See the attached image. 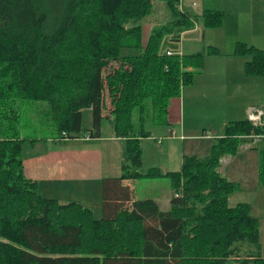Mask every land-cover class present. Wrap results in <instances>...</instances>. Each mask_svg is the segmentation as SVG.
<instances>
[{
  "label": "trees",
  "instance_id": "1",
  "mask_svg": "<svg viewBox=\"0 0 264 264\" xmlns=\"http://www.w3.org/2000/svg\"><path fill=\"white\" fill-rule=\"evenodd\" d=\"M155 1L166 4L171 20L152 28L144 40L139 22ZM180 4L0 0V264H264L258 221L247 204L228 206L237 186L218 172L221 159L237 152L241 138L264 136V124L230 122L209 155H183L177 172L141 174L140 143L150 137L145 120L167 124L170 100L191 83L194 72L186 69L195 63L202 69V52L159 54L166 34L194 27ZM200 17L206 27L220 26L225 18L213 11ZM124 50L135 54L106 116L122 142L121 174L102 180V213L96 219L78 203L42 197L38 183L25 178L23 145L42 139L21 138L19 122L24 103L42 104L54 139H70L83 131V112L90 110L85 134L99 138L105 118L103 72L123 58ZM234 54H252L245 75L264 77L263 50L237 44ZM262 110L264 123V105ZM146 178L168 181L169 210H160L152 199L135 198L126 184ZM259 181L264 187V142Z\"/></svg>",
  "mask_w": 264,
  "mask_h": 264
},
{
  "label": "rangeland",
  "instance_id": "2",
  "mask_svg": "<svg viewBox=\"0 0 264 264\" xmlns=\"http://www.w3.org/2000/svg\"><path fill=\"white\" fill-rule=\"evenodd\" d=\"M179 11L189 12L194 27L188 31L177 29L174 35L166 34L159 54L173 52L189 55L202 52V69H198L197 63L186 69L187 72L194 73L191 83L182 85L180 95L176 97L181 103L180 124L169 125L167 121V124L161 122L162 126L151 119L145 120L143 129L150 133V137L143 138L140 143L143 177L153 169L158 170L160 175H165L168 171H179L183 155L201 158L209 155L214 140L224 135L228 123L245 120L248 113L264 105V77L246 76L244 73V65L253 60V55L234 54L237 44L264 51V0H181ZM203 11L222 12L225 18L220 26L206 27L200 17ZM170 20L171 12L166 4L155 1L151 14L139 22L143 39L146 40L152 28L165 25ZM211 48L215 50L214 54L208 53ZM133 53L122 51L123 58L110 63L103 72L105 117L111 110L106 108H111L113 100L117 98L124 73L130 70ZM231 72L234 79L238 77L237 81L225 80L231 77ZM23 107L19 122L21 138L47 140L56 137L53 123L46 114V106L27 102ZM90 114V110L83 112V131L68 141L86 135V130L91 128ZM134 118L136 114H133ZM260 122L259 125L264 124L261 117ZM168 130H172V136L175 137L171 138ZM111 131V121L104 118L101 125L102 135L107 136ZM241 140L242 143L234 155L221 159L218 172L237 186V190L227 199L228 206L247 204L249 215L257 219L259 244L264 258V187L259 181L260 149L264 138H259L255 143L248 137ZM165 155L169 161L168 171H162L156 165L159 158ZM131 183L135 198L139 200L156 199L164 194L159 200L162 209L171 197L166 179L146 178ZM40 194L52 199L47 190L43 193L40 191ZM72 202L87 207L99 219L101 187L97 184L89 185L88 191L82 195H72Z\"/></svg>",
  "mask_w": 264,
  "mask_h": 264
},
{
  "label": "crops",
  "instance_id": "3",
  "mask_svg": "<svg viewBox=\"0 0 264 264\" xmlns=\"http://www.w3.org/2000/svg\"><path fill=\"white\" fill-rule=\"evenodd\" d=\"M230 76L225 80L230 82L238 80V77L235 79L232 77V72ZM106 104L108 105V103ZM104 109L105 107L102 108V113H104ZM108 109L110 107L106 108V110ZM256 110L263 113L262 107ZM180 111V100L178 98L171 99L167 109L169 125L180 124ZM249 114L246 116L247 119ZM86 136L88 135L69 141L68 139L50 138L34 144L25 143L22 148L25 178L38 183L39 193L47 190L50 198L57 200L60 204H66L72 202V195H82L88 191L89 185L97 184L98 187H101L103 179L119 177L121 174L122 142L115 137L113 127L107 136L102 135V133L99 138ZM252 141L255 143L257 140L253 139ZM156 165L162 171H168L167 155L160 157ZM126 184L132 185L131 182ZM163 195L151 199L158 204L160 210L167 211L169 210L170 198L167 199L165 208L162 209L159 200ZM80 205L82 206V204Z\"/></svg>",
  "mask_w": 264,
  "mask_h": 264
},
{
  "label": "built area",
  "instance_id": "4",
  "mask_svg": "<svg viewBox=\"0 0 264 264\" xmlns=\"http://www.w3.org/2000/svg\"><path fill=\"white\" fill-rule=\"evenodd\" d=\"M167 54L169 55L170 53H167ZM254 112H251L249 114L248 119L255 125L260 124L261 123L260 122V117L263 115V113L261 111H259V110H256ZM172 133H174V132L173 131H169V136L171 138L175 137V136H172L173 135ZM248 138H252V139L258 140L260 137L259 136H251V137H248ZM262 138H264V136ZM158 144H160V142H158Z\"/></svg>",
  "mask_w": 264,
  "mask_h": 264
}]
</instances>
